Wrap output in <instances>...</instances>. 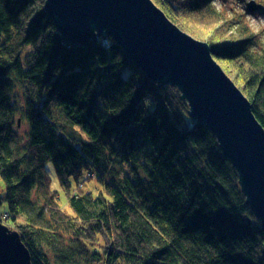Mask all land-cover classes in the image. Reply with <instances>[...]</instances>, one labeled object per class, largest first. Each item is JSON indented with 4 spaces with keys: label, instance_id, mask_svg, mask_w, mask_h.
<instances>
[{
    "label": "trees",
    "instance_id": "16d2710c",
    "mask_svg": "<svg viewBox=\"0 0 264 264\" xmlns=\"http://www.w3.org/2000/svg\"><path fill=\"white\" fill-rule=\"evenodd\" d=\"M152 1L209 42L264 128L257 35L246 24L234 29L212 0ZM44 3L0 0V205L31 263L264 264V226L178 87L148 78L112 37L65 43ZM198 13L206 25L190 29ZM16 87L22 105L12 99ZM16 116L27 125L24 137ZM47 162L70 212L51 187ZM83 171L100 184L96 195L68 191Z\"/></svg>",
    "mask_w": 264,
    "mask_h": 264
},
{
    "label": "water",
    "instance_id": "95a60500",
    "mask_svg": "<svg viewBox=\"0 0 264 264\" xmlns=\"http://www.w3.org/2000/svg\"><path fill=\"white\" fill-rule=\"evenodd\" d=\"M44 7L65 43L112 37L148 78L175 84L190 116L215 135L264 226V128L208 41L178 28L152 0H45ZM30 255L20 233L0 222V264H32Z\"/></svg>",
    "mask_w": 264,
    "mask_h": 264
},
{
    "label": "rangeland",
    "instance_id": "374dc122",
    "mask_svg": "<svg viewBox=\"0 0 264 264\" xmlns=\"http://www.w3.org/2000/svg\"><path fill=\"white\" fill-rule=\"evenodd\" d=\"M211 3L212 7L219 13L221 18L229 19L234 29L240 26V24H246L249 26L255 35H257L254 41V48L259 49V47H264V0H212ZM252 3H255V5L253 8H250V4ZM201 14L202 13H198L189 19V22H191V24H188L190 29H195V24L198 22H201L202 25H206L205 20H202L201 18ZM191 19L193 20V23ZM23 94L24 92L22 88H14V97L12 99L16 101L17 105H22L24 100ZM14 120L17 121L16 131H18V133L24 137L26 132L25 129H27L26 123L22 122L18 116H16ZM45 169L50 177L51 187L60 196V200L58 202L64 209L70 212L71 208L67 204V190L61 186L60 182L58 181L52 162H47ZM69 181L71 184L68 188V191L72 193L78 191L79 188H81L84 192L89 190V192H92L94 195H96L100 189V184L96 178L94 176H90L85 171H83L76 179L71 177ZM5 188V181H3V178L0 175V194L4 192ZM7 210L8 206L6 203L0 205V215L6 214ZM2 223L7 226H12V222L5 221V219L2 221ZM11 228L14 227L12 226Z\"/></svg>",
    "mask_w": 264,
    "mask_h": 264
},
{
    "label": "built area",
    "instance_id": "2783aa9c",
    "mask_svg": "<svg viewBox=\"0 0 264 264\" xmlns=\"http://www.w3.org/2000/svg\"><path fill=\"white\" fill-rule=\"evenodd\" d=\"M5 217L6 215H0V218H1L0 222H2L5 219Z\"/></svg>",
    "mask_w": 264,
    "mask_h": 264
}]
</instances>
